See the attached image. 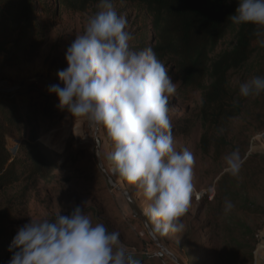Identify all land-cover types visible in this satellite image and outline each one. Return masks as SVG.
<instances>
[{
	"label": "rangeland",
	"instance_id": "374dc122",
	"mask_svg": "<svg viewBox=\"0 0 264 264\" xmlns=\"http://www.w3.org/2000/svg\"><path fill=\"white\" fill-rule=\"evenodd\" d=\"M46 1L53 12V0ZM113 2L118 15L127 19L126 30L133 36L130 48L140 51L145 44L149 47L150 20L143 10L128 2ZM98 5L83 11L61 5L56 16L39 14L38 22L44 19L45 26L54 27L47 44L33 61L6 68L0 79V89H14L11 92L17 91L19 100L23 98L25 105L40 111V134L52 140L61 153L48 181H22L0 191V214L6 213L8 226L17 223L22 227L32 219H53L59 212L68 215L80 206L94 224L103 223L109 231H118L122 244L140 264H256L257 259L258 264H264V249L258 254L260 231L264 242V92L248 97L242 116L226 131L231 145L219 151L212 146L206 154L201 148L205 128L199 117L203 93L183 89L180 74L164 62L176 86L175 94L169 97L168 113L175 145L177 150L187 148L194 156L195 191L188 213L181 218L184 229L178 233L156 231L145 215L149 201L142 190L111 172L105 159L112 150L106 130L61 109L57 95L48 91L52 84L63 87L58 73L68 67L66 50L100 10ZM37 9H42L39 2ZM234 43L232 31L212 56ZM2 56L5 59L7 55ZM254 76H264V51L257 48L251 61L232 75L233 87L239 90L242 82ZM44 106L51 108L48 115L43 113ZM97 153L102 161L99 165ZM230 159L238 164L237 169ZM226 203L232 205L228 211Z\"/></svg>",
	"mask_w": 264,
	"mask_h": 264
},
{
	"label": "clouds",
	"instance_id": "9594fccd",
	"mask_svg": "<svg viewBox=\"0 0 264 264\" xmlns=\"http://www.w3.org/2000/svg\"><path fill=\"white\" fill-rule=\"evenodd\" d=\"M98 7L66 50L68 67L58 73L63 87L52 84L48 91L57 95L61 109L106 130L112 150L105 159L111 172L142 190L149 201L145 215L155 230L181 232V218L195 191V159L187 148L175 145L168 113L176 86L152 48H130L127 19L118 15L113 0H100ZM228 19L254 25L253 35L264 47V0H239ZM262 92L264 76L239 85L243 97ZM229 163L238 168L233 160ZM231 207L226 203L225 211ZM14 249L8 264H140L118 231L94 224L80 206L68 215L32 219L17 230L9 251Z\"/></svg>",
	"mask_w": 264,
	"mask_h": 264
},
{
	"label": "trees",
	"instance_id": "16d2710c",
	"mask_svg": "<svg viewBox=\"0 0 264 264\" xmlns=\"http://www.w3.org/2000/svg\"><path fill=\"white\" fill-rule=\"evenodd\" d=\"M113 1L128 2L143 10L150 20L148 32H151L147 38L151 45L145 44L144 49L152 48L164 65L169 63L180 74L183 89L202 91L199 116L205 128L202 151L207 154L212 146L217 151L230 146L226 131L242 116L248 100L233 87L232 75L251 61L256 48L264 51L253 35L254 25H235L228 19L235 13L239 0ZM37 2L42 6L40 11ZM53 3L51 12L46 0H0V79L4 78L6 68L33 61L47 44L54 27L45 26L44 19L38 22L39 14L46 16L51 12L56 16L61 5L83 11L100 0H53ZM232 31L235 32L232 48L213 57L221 41ZM2 54L7 55L5 59ZM18 94L0 92V191L22 181L35 184L48 181L61 157L60 148L40 134V111L25 105L23 98H17ZM50 112L51 108L43 107L44 115ZM26 191L27 188L19 196ZM6 217V213L0 214V264H8L16 251H9V247L21 227L17 223L8 226Z\"/></svg>",
	"mask_w": 264,
	"mask_h": 264
},
{
	"label": "water",
	"instance_id": "95a60500",
	"mask_svg": "<svg viewBox=\"0 0 264 264\" xmlns=\"http://www.w3.org/2000/svg\"><path fill=\"white\" fill-rule=\"evenodd\" d=\"M11 91H14V89H0V92H11ZM109 180H110V182H112L111 178H109ZM131 201H132V203H133V205H134L137 213H139V215H141V213H140V211H139V209H138V207H137V205H136V203H135V201L133 200L132 197H131ZM143 220L145 222V219L144 218H143ZM145 223L147 224V222H145ZM147 226H148V224H147ZM149 232H150V234H153L152 231H151V229H149Z\"/></svg>",
	"mask_w": 264,
	"mask_h": 264
},
{
	"label": "built area",
	"instance_id": "2783aa9c",
	"mask_svg": "<svg viewBox=\"0 0 264 264\" xmlns=\"http://www.w3.org/2000/svg\"><path fill=\"white\" fill-rule=\"evenodd\" d=\"M261 234H262V233H259V234H258V239H259V242L261 243L260 246H259L260 248L258 249V254H259V251H260V250L264 249V242L260 240V238L263 237V235H261ZM256 264H258V259H257V261H256Z\"/></svg>",
	"mask_w": 264,
	"mask_h": 264
}]
</instances>
